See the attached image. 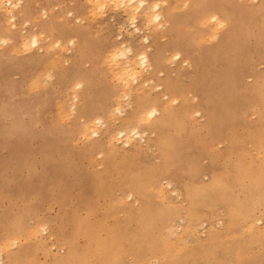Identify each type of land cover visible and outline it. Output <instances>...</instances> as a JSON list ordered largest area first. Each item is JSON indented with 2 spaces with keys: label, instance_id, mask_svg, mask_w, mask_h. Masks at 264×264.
<instances>
[{
  "label": "rangeland",
  "instance_id": "rangeland-1",
  "mask_svg": "<svg viewBox=\"0 0 264 264\" xmlns=\"http://www.w3.org/2000/svg\"><path fill=\"white\" fill-rule=\"evenodd\" d=\"M87 1L20 0L15 27L0 9V37L10 38L0 41V237L40 225L34 237L2 251L1 264H102L90 251L83 255L88 244L73 234V218L100 241L116 238L120 264H130L131 241L150 227L160 249L148 264L173 256L182 257L176 264H264V0H157L164 21L157 30L177 21L191 54L169 48L179 58L153 75L151 66L143 71L139 96L123 94L105 56L124 41L151 55L170 34L158 35L141 17L140 32L131 31L121 8L90 13ZM200 3L223 20L214 36L191 18ZM31 33L41 36L38 46L24 50L20 34ZM137 98L157 115L164 107L172 113L159 130L140 127L141 149L118 142L112 152L105 136L122 126ZM114 104L122 112L108 125ZM98 116L105 125L95 123L97 135H80L81 123ZM157 138L166 155L153 145ZM244 208L248 217L237 218ZM70 246L77 254L67 261Z\"/></svg>",
  "mask_w": 264,
  "mask_h": 264
},
{
  "label": "bare ground",
  "instance_id": "bare-ground-1",
  "mask_svg": "<svg viewBox=\"0 0 264 264\" xmlns=\"http://www.w3.org/2000/svg\"><path fill=\"white\" fill-rule=\"evenodd\" d=\"M179 1L180 0H178L177 2H179ZM87 2H88L89 7H90V13H94V11H97V12L99 11V13L100 12L102 13L103 9H107L106 7L112 8L111 10H113V9L117 10V9L121 8L122 11L126 13V17H127L128 21L130 20L129 24H130V27L132 29L131 31L140 32V27L137 23L138 22L137 19H138V17H141L143 22H145L147 25H149L153 31H156L158 33V35H161V34L163 35V34H165V32H168L171 36L169 38V41L167 42V44L156 46L155 51L151 55H148V53L143 49L133 51L132 47L129 44H125V41L120 42V43H116L113 47H111L109 49L108 53L105 56L106 61L112 68L111 75L113 74V78H115V80L117 81L118 88L122 89V92L125 96L126 95L128 96L130 92L137 95V92H136L138 89L137 86L141 85L143 82H146L148 80V78L145 75H143V71H147L149 66L152 67V71L150 72V75H153V74H155V72L157 70L163 68V65L165 64L166 60H174V59L179 58V53L177 51L174 53L167 52L169 48L179 49L184 55L185 54L186 55L191 54V45L181 35L180 30H179V24L177 21H175L172 18H169L171 21H170V26L167 28V30L166 31L165 30L164 31L157 30V29H160L161 27H163V23H164V21H162V12L160 11L161 10L160 1L156 0L153 2H149L147 0H88ZM19 3H20V0H15V1H13V0H0V9H3L4 13L6 12L7 17L6 16L5 17L9 22H12L11 23L12 27H15V23H14L15 22V14L18 13V11H24L23 9H19V10L17 9L19 7ZM41 11H42V9H41ZM96 16H99V15L96 14ZM191 18L194 21H197L198 19H200V24H207L208 28H210L211 30L213 29L215 31L212 34L213 36H214V34H216V28L220 27L223 24L222 18L220 16H218L217 13H215L213 11H211V12L207 11V9L204 6H202L201 3L199 4V6H197L195 8V10L194 9L192 10ZM3 26L5 27V25H3ZM73 36H74V34H73ZM38 37H41V36L39 35ZM38 37L34 33L20 34L19 44H21V47L24 50H28L30 47L38 46V42H39ZM207 38L210 39L211 37L209 38L207 36ZM6 39H7V41L10 40V38H6ZM6 39L3 37H0L1 42H6ZM146 39H147V37L145 35L143 37H141V41L145 42ZM68 42H70V41H68ZM54 44H56V43L54 42ZM70 44H68V45H70ZM18 48H20V47H18ZM66 59H67V57H66ZM58 61H60V60H58ZM190 62H191V60H190ZM153 66H154V68H153ZM49 67H50V65H49ZM46 70H48V69H45L44 71H46ZM48 74H49L48 76H51L50 73H48ZM44 76H45V73H44ZM133 82H135L134 85L132 84ZM35 84H36V82H35ZM73 85H75V84H73ZM73 85H72V87H73ZM85 85H86V83H85ZM148 86H149V84H148ZM94 88H96V87H94ZM94 88H93V90H95ZM166 89L169 90L168 92H170V93L176 92V87L174 85L168 84V85H166ZM128 91H129V93H128ZM122 92L120 91V95L122 97H124L123 94H121ZM71 95H73V94H71ZM119 96H117V97L119 98ZM130 96H131V94H130ZM137 96H139V94ZM75 97L76 96L74 95V98ZM74 98H72V99L74 100ZM132 99H134V98L132 97L130 100H132ZM64 100H65V98H64ZM97 100H99V99H97ZM127 100H129V99L127 98ZM173 100H174V98L168 99L169 102H171ZM116 101H119V100L116 98ZM186 101H187L186 98H184L182 105H181V108H180L182 111H187ZM68 105H69V103H68ZM119 105H121V104H119ZM119 105H118V107H115L117 105L114 104V108H112V109L108 108L106 110V117L104 120L107 121L108 125L110 124L109 122H112L115 119H117V116L114 114L115 111H117L119 113L122 112L121 109L119 108ZM70 106L66 105V107H69V110L72 109V108H70ZM69 110H67V111H69ZM99 110H101V108ZM163 111H167V112L165 114L161 113V114L157 115V108L154 105H150L149 103L145 102L144 99H138L137 98V100H135L133 102L132 110L127 115L121 116L122 117V118L120 117L121 119H119V117H118V119L122 123V126L120 128L115 129V131H110L105 136L104 142L106 143V145L109 147V149L112 152H117L120 149V147H122V146H126V147H128L127 149L130 148L131 150L132 149L133 150L141 149V146L143 144L141 141H145V135L142 133L145 130V128L140 129V127L141 126L142 127H148V128H152L154 130L161 129L163 127L165 121L171 115L172 107H164ZM70 112L72 113V111H70ZM99 122L100 123L102 122V116H98V117H95L93 120H86L83 123H81L80 135L82 134L83 137H85V138L90 137L92 135H97L98 130H97V128H95V123H99ZM129 123H130V125H128ZM101 124L105 125L103 122ZM107 131L108 130H106V132ZM157 140H158V138H157ZM118 142L121 143L122 146L120 145V147H118V145H117ZM160 144L163 145L161 147V150L166 155L168 153V150L161 141L158 140V142L154 141V143H153V145H157L158 147L160 146ZM57 145H58V143H57ZM151 145H152V143H151ZM94 149H96V148H94ZM95 151H97V150H95ZM256 155H257V153H256ZM243 173L244 172H237V176L240 179H242ZM169 182H171V181H169ZM169 182L166 181L165 182L166 184L165 183L164 184L168 186ZM156 189H155L156 190L155 192H157L159 195H163V187L162 186H159ZM167 190L171 191L169 189H167ZM137 191H139V188H137ZM164 193H165V191H164ZM208 202H209V197H207L204 200V204H207ZM250 212H251V208H249V209L244 208V209L239 211L237 218H240V217L246 218V217H248ZM223 219L225 220V218H223ZM233 220L234 219L231 218V221H233ZM248 222H249V220H248ZM39 226L40 225L33 226L32 228L28 229V231L26 233H24V235H22V230L18 227H14L11 230V232L14 234H11L9 232H4L2 234V236L0 237V240H1V242H0V255H1L2 251L6 250L7 247L10 246V244H16L17 245L18 243H20L21 240L22 241L25 239L27 240L30 236L34 237L38 232ZM187 228L188 229L193 228V219L191 217V214H189V216H188ZM71 230L73 231V234L75 236L81 235V237L85 238L86 243L88 244V249L85 248V251L83 253L84 256H86L87 252L90 251L95 256V259H97L102 264H120L121 252H120V248L118 247L119 243L114 241V240H116V238H114V237L110 238L111 240L109 242L100 241V238L98 237V235L93 230H91L83 221H80L79 218H73ZM145 232L146 233H145L144 238H142L138 235L136 237L135 241L132 240L130 243V257H131L130 264H148L147 263L148 257H150V256L154 257L155 254L152 255L153 252L157 249H160V246L158 244L159 240H160V236H159V234H157V231H155L152 227H150ZM147 239L155 240L156 243L155 242L151 243V241H148ZM64 241H65V239H63L62 242H64ZM66 243H69V241L66 240ZM67 246H69V245H67ZM75 254H77V252H75L74 249L70 246V248L68 250V254H66L65 260L72 261L74 258H72L71 256L73 255L75 257ZM80 256L83 259V256L81 254H80ZM180 258H182V257L181 256H179V257L173 256L171 258L165 259L162 262V264H176L175 261L177 259L180 260ZM11 260H12V258H10V261ZM189 261L186 262V264H188ZM0 264H1V257H0ZM180 264H181V262H180ZM190 264H192V263H190Z\"/></svg>",
  "mask_w": 264,
  "mask_h": 264
}]
</instances>
